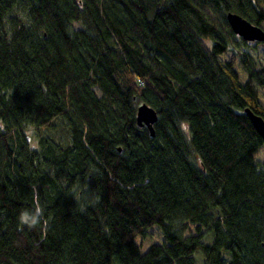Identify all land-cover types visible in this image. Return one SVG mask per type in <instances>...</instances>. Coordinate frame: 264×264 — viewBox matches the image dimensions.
I'll return each instance as SVG.
<instances>
[{"label": "trees", "instance_id": "obj_1", "mask_svg": "<svg viewBox=\"0 0 264 264\" xmlns=\"http://www.w3.org/2000/svg\"><path fill=\"white\" fill-rule=\"evenodd\" d=\"M228 12L264 30V0H0V264H264V67L220 59Z\"/></svg>", "mask_w": 264, "mask_h": 264}, {"label": "rangeland", "instance_id": "obj_2", "mask_svg": "<svg viewBox=\"0 0 264 264\" xmlns=\"http://www.w3.org/2000/svg\"><path fill=\"white\" fill-rule=\"evenodd\" d=\"M9 16H17L18 18L25 20L24 13L20 9H16V8L13 9L10 12ZM234 39H235V42L233 40L234 51L230 52V53H228V52L223 53L222 55L219 56L220 59H228L230 54H234V55H236L237 60H239V58L242 56L246 59V61L250 65H252V67H254L256 69H260V68L264 67V43L263 42H247L246 41L247 43H244L241 41V38L239 36H236ZM236 69L239 72L240 79L242 81H245L247 79L246 71L239 64H237ZM255 86H256V89H257L258 94H259V100H260L261 104L264 106V86H261L258 84H256ZM57 123H58V127H57L58 129H57L55 135L57 138L61 137V139H62L66 135V129L64 127L62 128V123L60 121H58ZM256 158L259 160L264 158V146H262L257 151ZM211 239H212V235H210L208 233L206 235L204 241L206 243H209L211 241ZM163 241H164L163 234H162L160 228L156 227V226L151 227L149 229V233L146 237H143V238L139 237L137 239V242L140 244L143 251H145L150 244L162 243ZM224 253H226V252H224ZM193 259H194L195 264H203L204 257H203L200 250H198L197 253L194 254Z\"/></svg>", "mask_w": 264, "mask_h": 264}, {"label": "water", "instance_id": "obj_3", "mask_svg": "<svg viewBox=\"0 0 264 264\" xmlns=\"http://www.w3.org/2000/svg\"><path fill=\"white\" fill-rule=\"evenodd\" d=\"M226 20L232 32L247 42H264V30L244 19L237 13L228 12ZM244 112L249 118L252 126L257 134L264 142V119L249 108H245ZM157 112L146 103H141L136 109V123L138 126H145L151 136H154V124L157 121Z\"/></svg>", "mask_w": 264, "mask_h": 264}, {"label": "clouds", "instance_id": "obj_4", "mask_svg": "<svg viewBox=\"0 0 264 264\" xmlns=\"http://www.w3.org/2000/svg\"><path fill=\"white\" fill-rule=\"evenodd\" d=\"M21 220H22V221H26V220H27V216H26V214H22V216H21Z\"/></svg>", "mask_w": 264, "mask_h": 264}]
</instances>
